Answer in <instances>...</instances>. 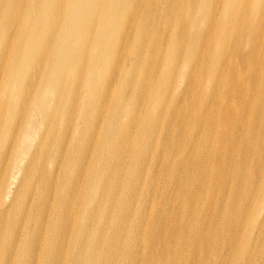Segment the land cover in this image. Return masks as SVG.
<instances>
[{
  "label": "bare ground",
  "instance_id": "bare-ground-1",
  "mask_svg": "<svg viewBox=\"0 0 264 264\" xmlns=\"http://www.w3.org/2000/svg\"><path fill=\"white\" fill-rule=\"evenodd\" d=\"M223 259L264 264V0H0V264Z\"/></svg>",
  "mask_w": 264,
  "mask_h": 264
},
{
  "label": "rangeland",
  "instance_id": "rangeland-1",
  "mask_svg": "<svg viewBox=\"0 0 264 264\" xmlns=\"http://www.w3.org/2000/svg\"><path fill=\"white\" fill-rule=\"evenodd\" d=\"M245 81H249L250 80V77L248 76V77H245ZM241 81H244V80H241ZM247 90H248V87H247ZM247 92V99L248 100H251L252 98V95H249V93H248V91H245L244 93H246ZM237 123H236V121H235V125H236ZM189 135V134H188ZM162 162H163V159H162ZM148 170L151 172V170L148 168ZM148 175H150V174H148ZM162 184V183H161ZM163 185V184H162ZM166 188L167 189H169V188H171L169 185H166ZM175 200H171L170 202L172 203V205L173 206H175V202H174ZM224 257H226V253L225 252H223V258ZM226 263V261L223 259V264H225ZM208 264H210V263H208Z\"/></svg>",
  "mask_w": 264,
  "mask_h": 264
}]
</instances>
